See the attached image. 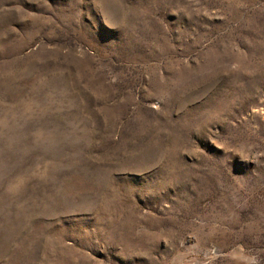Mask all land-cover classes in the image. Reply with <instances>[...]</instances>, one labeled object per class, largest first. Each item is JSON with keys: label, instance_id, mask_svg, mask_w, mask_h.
Masks as SVG:
<instances>
[{"label": "rangeland", "instance_id": "1", "mask_svg": "<svg viewBox=\"0 0 264 264\" xmlns=\"http://www.w3.org/2000/svg\"><path fill=\"white\" fill-rule=\"evenodd\" d=\"M0 264H264V0H0Z\"/></svg>", "mask_w": 264, "mask_h": 264}]
</instances>
